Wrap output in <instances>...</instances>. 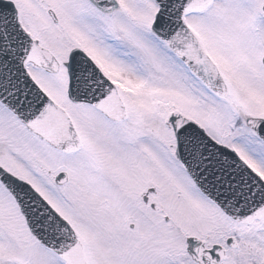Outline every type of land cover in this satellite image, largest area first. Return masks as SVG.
<instances>
[{"label":"snow or ice","instance_id":"snow-or-ice-1","mask_svg":"<svg viewBox=\"0 0 264 264\" xmlns=\"http://www.w3.org/2000/svg\"><path fill=\"white\" fill-rule=\"evenodd\" d=\"M0 264H264V0H0Z\"/></svg>","mask_w":264,"mask_h":264}]
</instances>
